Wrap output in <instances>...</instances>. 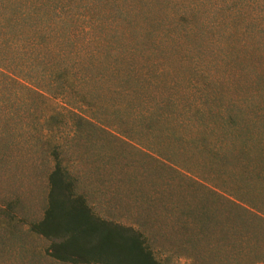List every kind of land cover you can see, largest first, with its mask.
Returning <instances> with one entry per match:
<instances>
[{
	"label": "trees",
	"instance_id": "1",
	"mask_svg": "<svg viewBox=\"0 0 264 264\" xmlns=\"http://www.w3.org/2000/svg\"><path fill=\"white\" fill-rule=\"evenodd\" d=\"M258 3L216 0L203 13L207 0H0V115L14 123L28 110L22 125L46 123L41 112L61 98L93 109L79 110L90 121L108 98L127 110V123L180 130L181 140L221 157L197 168H221L211 179L223 194L209 191L224 203L222 218L210 212L199 229L238 239L241 264H264V105L244 94L254 79L264 96V23L249 11ZM195 73L207 76L198 95ZM49 178L35 227L57 239L62 258L162 264L139 232L96 215L59 165Z\"/></svg>",
	"mask_w": 264,
	"mask_h": 264
},
{
	"label": "rangeland",
	"instance_id": "2",
	"mask_svg": "<svg viewBox=\"0 0 264 264\" xmlns=\"http://www.w3.org/2000/svg\"><path fill=\"white\" fill-rule=\"evenodd\" d=\"M207 1L203 13L216 0ZM257 1L249 11L264 23V0ZM259 36L264 44V33ZM191 76L198 95V83L207 76ZM248 85L246 98L264 105L254 79ZM26 94L23 101L29 100ZM63 101L52 99L44 107L41 118L46 117V123L22 125L32 112L20 108L15 109L21 117L14 123L6 120L5 113L0 115V264H102L65 260L57 239L35 227L47 206L49 175L57 165L96 215L139 232L162 264H241L238 239L199 229L210 225V212L222 218L224 203L209 191L223 194L211 179V174L220 176L221 168L206 167L203 173L197 168L206 162L216 165L221 157L212 158L203 146L181 140L174 127L127 123V110H114L108 98L94 108L90 121L81 118L93 109L78 108L83 114ZM117 115L125 121H117Z\"/></svg>",
	"mask_w": 264,
	"mask_h": 264
}]
</instances>
